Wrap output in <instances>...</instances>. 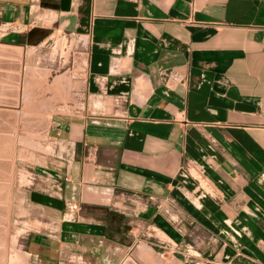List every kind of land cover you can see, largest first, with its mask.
Masks as SVG:
<instances>
[{"label": "crops", "instance_id": "obj_1", "mask_svg": "<svg viewBox=\"0 0 264 264\" xmlns=\"http://www.w3.org/2000/svg\"><path fill=\"white\" fill-rule=\"evenodd\" d=\"M127 260L264 264V0H0V264Z\"/></svg>", "mask_w": 264, "mask_h": 264}, {"label": "rangeland", "instance_id": "obj_2", "mask_svg": "<svg viewBox=\"0 0 264 264\" xmlns=\"http://www.w3.org/2000/svg\"><path fill=\"white\" fill-rule=\"evenodd\" d=\"M30 171H34V168L33 167H31L30 165H24V164H22V166H20L19 167V169H18V174H19V177H20V179H22L23 181H24V184L25 183H27V181H29L30 179H31V176H30ZM17 173V172H16ZM18 174H16V176L18 175ZM42 214V213H41ZM38 217H40L41 218V221L43 220V218H48L47 216H40V215H38ZM37 218V217H36ZM49 220V218L46 220V221H48ZM51 221H53L52 219H51ZM37 227V228H36ZM36 229H39V230H43L42 229V225H36ZM25 229L27 230V231H31L32 229L29 227V225L28 226H26L25 227ZM27 231H24V235H26V232ZM22 239V238H21ZM24 239H22V243L21 244H25L24 243ZM159 248V247H158ZM117 256H119V254H117ZM123 255L121 254V256L120 257H122Z\"/></svg>", "mask_w": 264, "mask_h": 264}, {"label": "water", "instance_id": "obj_3", "mask_svg": "<svg viewBox=\"0 0 264 264\" xmlns=\"http://www.w3.org/2000/svg\"><path fill=\"white\" fill-rule=\"evenodd\" d=\"M129 261H130V260H127L125 264H130V262H129Z\"/></svg>", "mask_w": 264, "mask_h": 264}]
</instances>
